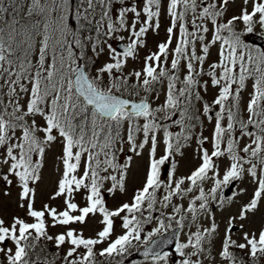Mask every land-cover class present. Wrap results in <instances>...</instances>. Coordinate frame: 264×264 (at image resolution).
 Returning <instances> with one entry per match:
<instances>
[{"label":"snow or ice","instance_id":"obj_1","mask_svg":"<svg viewBox=\"0 0 264 264\" xmlns=\"http://www.w3.org/2000/svg\"><path fill=\"white\" fill-rule=\"evenodd\" d=\"M162 14L166 38L150 50ZM250 40L264 42V0H0V181L18 187L25 212L0 216V264H124L141 248L150 264H264V227L244 223L264 202V47ZM201 115L211 134L196 136L199 163L177 175ZM54 144L62 167L49 200L62 206L37 208ZM145 149L141 186L109 206L127 195L133 155Z\"/></svg>","mask_w":264,"mask_h":264},{"label":"rangeland","instance_id":"obj_2","mask_svg":"<svg viewBox=\"0 0 264 264\" xmlns=\"http://www.w3.org/2000/svg\"><path fill=\"white\" fill-rule=\"evenodd\" d=\"M5 18L11 19V16H9L6 13ZM160 23H161V28H160L158 34H155L152 32H150L148 34V49H150V50H155L156 44L158 42L163 41L166 38L165 29L169 26V18L165 14H162V16L160 18ZM116 35H123V36H125L126 39L123 42H117L115 40L110 41L111 43H113V45L115 47H117V45L120 43L121 44L127 43V36H128L127 32H120V33H117ZM255 44L257 46L264 47V42H262L261 45H259L257 43H255ZM144 51H146V50H141V53H140L141 56H143ZM106 58H107L106 56L101 57L100 62H103V60ZM216 59H217V49H216V47H214L211 50L210 62L214 61ZM139 66H140L139 60H137L135 62L130 61L129 65H128L129 70H131L132 67H136L138 69ZM250 84H251V82H249V88L243 94L245 100L248 98V92L251 91ZM165 88H166V82L164 85L160 86V88H159V99L155 101V104H160L163 102ZM216 94H217L216 89H210L207 93L202 92V95L204 96V100H207L208 102H211ZM202 103H203V101L195 102V107L197 109H201ZM214 110H218V108L214 109ZM201 121H202V123L196 122V127L193 129V133H194L193 139L191 142H189L188 146H186L183 149L184 156L176 158L177 160H179L177 175L187 174L192 168H194L199 163V161L194 156V149H196V147H197L196 136L199 135L200 132H202L203 135H205V136H210L211 131H212V127L214 124V121L212 123H209L207 121V119L205 117H203L202 115H201ZM171 130L174 132H177V131H179V128L173 127ZM245 142L246 141H241L242 144ZM206 147L210 148V145H206ZM60 154H61V145H59V144H54L50 149H48L46 151L45 166L41 170L43 179L39 183V187L37 190L36 205H35L37 208H40L42 206V204L45 202H48V203L52 204L53 206H56V205L62 206V199H60V198H58L55 201L49 200V195L55 189L56 181L60 175V169L62 167L60 165L59 160H58V156ZM162 154H163V145H160L159 149H158V157H159V155H162ZM122 162H123V158H122ZM147 166H148V151H147V149H145V151L143 152V154L141 156L133 155V160L131 162V167L128 170V175H127V180H126L127 190H128L127 195H122L120 193H117L115 197H111V196L107 197L109 206H114L115 204H118V203L123 202L125 200H129L131 198L133 190L135 188H138L141 186V183H142L143 177L145 175ZM165 167H167V165ZM208 186H210V182L208 185H206V189ZM243 186H245V185L244 184H235V185H233V190H238L239 187H243ZM247 187H248V193L239 197V200L241 202H246L252 193V186L248 185ZM225 190H224V192H225ZM5 191H8L10 193V195L5 196L4 195ZM18 191H19V189H18V187L15 186V184L11 188H8L3 181H0V216H3L6 220H10L13 215H19L21 217H23L25 215L24 210L20 209L17 206V193H18ZM227 196H231V190L227 194ZM77 202L80 203L81 205H83V203H84L83 200L80 199L79 197H78ZM181 203H184V202L181 201ZM229 207H230L232 213H235L238 210L237 206H229ZM213 208H215V205H213ZM154 215H158V213H156ZM216 215H217V219L220 220L221 216H220V212L218 210L216 212ZM224 215L226 217L228 215V213L226 212ZM116 223H117V232H119L120 231L119 220H117ZM244 223H245L246 229L248 227H252L254 229L264 227V202H262L258 206L257 210L254 213L250 214L249 220L245 221ZM153 226H155V225H147L146 231L151 230V228ZM76 227H81V226L77 225ZM82 227H83L85 235L91 236L95 233V231L98 228L97 220L95 218L89 219L87 224L82 226ZM173 228H175V225H173ZM221 229H223V225L221 226ZM168 230H170V229H168ZM60 231H63V229L59 228V227L56 229H50V233H56V232H60ZM185 231H187V229H185ZM236 234L239 235L238 232ZM181 239H183V233H181ZM218 247H219V243L217 242V248ZM47 251L49 253H52L55 251V249L51 243H48ZM136 252H137L136 250H133L132 254L126 258L124 264H150L149 261L137 259L134 256ZM61 254H63V249H61Z\"/></svg>","mask_w":264,"mask_h":264},{"label":"water","instance_id":"obj_3","mask_svg":"<svg viewBox=\"0 0 264 264\" xmlns=\"http://www.w3.org/2000/svg\"><path fill=\"white\" fill-rule=\"evenodd\" d=\"M250 42H254V43H258V44H261V41L260 40H250ZM121 44V43H120ZM120 44H118L117 45V48H119L120 47ZM230 192V190L229 189H227V190H225V192H224V194L227 196V194ZM175 229H173V230H171V231H169L168 233H166V234H164V236H167V237H172V235H173V231H174ZM156 239V238H155ZM172 249V247L171 246H166V248H165V250H171ZM135 257H137V258H144L143 257V255H142V249H141V251H138L136 254H135Z\"/></svg>","mask_w":264,"mask_h":264},{"label":"trees","instance_id":"obj_4","mask_svg":"<svg viewBox=\"0 0 264 264\" xmlns=\"http://www.w3.org/2000/svg\"><path fill=\"white\" fill-rule=\"evenodd\" d=\"M50 251V250H49Z\"/></svg>","mask_w":264,"mask_h":264}]
</instances>
